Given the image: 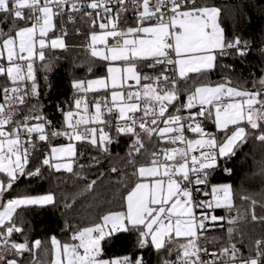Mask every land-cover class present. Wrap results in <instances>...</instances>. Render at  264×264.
<instances>
[{"label":"snow or ice","instance_id":"snow-or-ice-1","mask_svg":"<svg viewBox=\"0 0 264 264\" xmlns=\"http://www.w3.org/2000/svg\"><path fill=\"white\" fill-rule=\"evenodd\" d=\"M129 4L135 9L136 26L124 30L119 26L121 14L128 12ZM66 12L69 21L76 12L92 17L91 55L108 66L106 75L86 85L73 80L75 111L71 105L69 110L57 105L63 116L58 130L37 111L38 103L27 114L22 106L29 97L39 101L36 60L44 62L49 48L67 47L60 36L49 39L54 34V17L62 20ZM220 16L221 9L207 0H90L86 4L79 0H0V24L8 28L0 27V60L5 54L7 59V66L0 63V77L6 78L0 102V264H25L26 253L35 264V250L42 242L30 241L14 217L18 209L56 205L53 192L14 194L18 182L41 179L44 166L72 173V163L59 161L75 156L74 141H87L110 154L109 146L119 143L120 137L129 141L126 163L136 178L124 197L126 211H109L89 226L65 221L63 231L71 234L63 243L51 237V264H149L143 255L149 248L157 264H264V240H257L254 255L245 257L231 242V227L227 229L229 243L212 252L211 259L202 258L201 253H209L198 243L210 224L224 219L208 211L233 207L232 185L211 184L220 163L225 162L222 171L231 176L227 162L250 138L264 145V68L258 77L249 74L251 89L232 86L231 77L226 76L221 82L196 86L186 100H181L177 81L168 75L174 71L185 81L190 74L204 78L223 58L234 56L242 62L247 58L248 41L229 38ZM97 20L99 33L95 31ZM259 51L264 56V47ZM100 90L105 93L103 105L97 101L95 112L89 113L78 94ZM209 121L215 132L206 130ZM49 128L52 137H66L69 143L52 147L51 155L45 153L41 159L35 142H48ZM154 138L157 143L149 152L145 141L151 144ZM145 155L138 164V157ZM96 183H87L86 189L91 191ZM201 185H210L211 200H196L194 193L201 191ZM252 218L257 219L255 214ZM133 231L141 255L104 258V245H111L119 233ZM14 234H20L22 242L13 239Z\"/></svg>","mask_w":264,"mask_h":264},{"label":"trees","instance_id":"trees-1","mask_svg":"<svg viewBox=\"0 0 264 264\" xmlns=\"http://www.w3.org/2000/svg\"><path fill=\"white\" fill-rule=\"evenodd\" d=\"M221 9L220 24L229 38L241 37L251 45L250 54L243 62L234 56H228L219 61L218 66L210 75L201 78L190 74L191 78L183 80L182 88L185 94L194 91L196 86L204 83H218L224 77H231L232 86L251 89L250 73L259 76L264 68V56L260 54V47L264 45V0H207ZM135 10L121 14L120 28L136 26ZM68 13L63 19L55 17V30L53 36H63L66 48L47 49L44 62L36 60L34 74L38 85L39 101L27 98V104L22 106L24 114L28 109L38 103L37 111L52 122L56 129H61L63 116L57 109L60 105L64 110L72 106L74 111V95H77L71 84L73 80L96 79L106 75L107 62L91 55L90 35L93 31L92 19L83 13L78 14L72 21ZM97 20L95 31H99ZM0 27L8 30L6 24ZM62 29L65 32H62ZM66 33V35H65ZM112 40V39H111ZM110 40V41H111ZM5 66L6 62L1 61ZM224 65H233V69H226ZM247 81V83L245 82ZM6 78L0 77V102L3 101L2 86ZM30 88V82H29ZM79 95V94H78ZM88 104L100 101L103 105L104 91L79 95ZM108 99L110 100L109 96ZM39 106H42L39 107ZM22 118V117H18ZM105 118L107 113L105 110ZM113 124L115 120H112ZM206 130L215 132L212 122H206ZM49 132V141H36V153L43 158L44 154L50 155L53 146L65 143V137H52ZM107 130V129H106ZM114 133V128L112 129ZM194 134H191L192 137ZM125 137H120L119 143L110 145V154L101 153L93 148L87 141L75 144V158L72 162L73 172L64 170L59 172L42 168L41 179L22 178L15 189V193H30L32 195L53 192L56 196V205L45 208L32 207L18 209L14 217L17 226H22L30 241L40 240L42 243L35 250V264H50L51 237L54 235L61 243L65 242L70 232L63 231L65 221L72 225L89 226L99 220V217L109 211H126L127 195L134 187L136 178L132 176L134 169L126 163L127 144ZM148 151L157 143L155 138L149 144L145 141ZM93 157L96 159L94 160ZM145 157H138V164L143 163ZM54 163V161H52ZM83 165V167H81ZM225 162L220 163V171L211 184L228 183L232 185L231 210L214 209L213 215L223 217V220L209 225V230L201 236V245L209 252L218 251L227 246L229 235L227 229L233 228L231 242L241 249L244 256H249L256 249V241L264 240V145L254 139H249L242 150L237 151L234 158L227 162V167L233 170L231 176L222 171ZM112 168L117 171L113 172ZM82 177V178H81ZM96 180L91 191L86 189L87 183ZM210 186V185H209ZM209 186L206 188L209 189ZM255 201V203H253ZM69 205L70 207H65ZM253 214L257 217L253 220ZM229 220H234L229 224ZM118 239L111 245H104V258L115 256L141 255V250L136 247L137 234L133 232L119 233ZM20 234L15 235V240L22 242ZM143 255L150 264H157L155 253L152 249L143 250ZM174 258V256H173ZM25 264H32V256L25 254Z\"/></svg>","mask_w":264,"mask_h":264},{"label":"built area","instance_id":"built-area-1","mask_svg":"<svg viewBox=\"0 0 264 264\" xmlns=\"http://www.w3.org/2000/svg\"><path fill=\"white\" fill-rule=\"evenodd\" d=\"M79 2L80 3H82V4H86V3H88V2H90V0H79ZM141 3H142V0H141ZM128 7H129V9H133L132 7H131V5L129 4L128 5ZM133 10H135V9H133ZM88 11H92V10H88ZM129 11V10H128ZM67 13V12H66ZM82 12H76V13H71V16H72V19H71V21L73 20V18L75 17V16H77L78 14H81ZM69 14V13H68ZM123 14V13H122ZM113 15L115 16V12H113ZM87 17V16H86ZM87 18H90V19H92V17H87ZM62 32L64 33L65 32V30L64 29H62ZM250 46V49H251V45H249ZM261 47H264V45H262ZM260 47V48H261ZM0 63H2L1 61H0ZM169 67H171V66H169ZM168 75L169 76H171L173 79H175L176 81H177V85H178V89H179V91H180V93H181V100H186V94H185V92H184V89L182 88V83H183V80H181L180 78H179V76H178V74L176 73V72H174V71H170L169 73H168ZM82 94H84V93H80L79 95H82ZM3 102V101H2ZM88 110H89V113H94L95 112V108H94V104H88ZM193 111H198V108L197 109H193ZM181 114H183V115H186L187 113L185 112V113H181ZM191 134L192 133H190V132H186V135L187 136H191ZM166 146H171V145H166ZM197 155H198V153H196ZM200 188H201V191L199 192V193H194V196H195V198H196V200H211V194H210V190L209 189H207L205 186H203V185H201L200 186ZM205 211H208V210H205ZM199 214H200V210L199 209H197L196 210V215L197 216H199ZM208 214L209 215H213V211L211 210V211H208ZM15 235L16 234H14V236H13V239H15ZM200 240H201V237H200V239H199V241H198V243H199V246L201 247V248H205V247H203L202 245H201V242H200ZM208 253H209V255H207V256H205L204 255V253H201V256H202V258H204V259H211V252H209L208 251ZM254 253H255V251H254ZM254 253L253 254H251V255H254ZM245 257H248V256H245ZM175 258V257H174ZM150 264V263H149Z\"/></svg>","mask_w":264,"mask_h":264},{"label":"rangeland","instance_id":"rangeland-1","mask_svg":"<svg viewBox=\"0 0 264 264\" xmlns=\"http://www.w3.org/2000/svg\"><path fill=\"white\" fill-rule=\"evenodd\" d=\"M142 10V9H141ZM53 23H54V19H53ZM54 26H55V24H54ZM145 26H147V24L145 25ZM135 27V26H134ZM127 29V27L126 28H124V30H126ZM54 30H55V27H54ZM53 30V31H54ZM101 30L99 29V31L97 32V33H99ZM56 36H59V35H55V36H53L52 35V33H50L49 34V39H52V38H55ZM60 37H62L63 38V36H60ZM129 38H131V37H129ZM64 39V38H63ZM112 38H109V43H114V41L113 40H111ZM111 40V41H110ZM90 43H91V41H90ZM98 48H102L103 46L102 45H98L97 46ZM0 61H4V62H6V64H7V59H6V54H5V56H4V58L2 59V60H0ZM97 79V78H96ZM93 80V79H92ZM87 83H85V85H86ZM101 91H103V90H100L99 92H101ZM90 93H94V92H90ZM83 101L85 102V99H83ZM86 103V102H85ZM87 104V103H86ZM82 108H83V106H82ZM74 111H75V107H74ZM81 115H83V111L81 110V113H80ZM190 138H195L194 137V135L192 136V137H190ZM65 143H62V144H59V145H56V146H53V147H60V146H63V145H67L68 143H69V141L67 140V138L65 137ZM77 142H79V141H74L73 142V144H74V147H75V144L77 143ZM75 152H76V150H75ZM50 155H51V150H50ZM74 158H75V156H72V157H65V158H62V160L61 161H59V162H63V163H72L73 162V160H74ZM54 161V163L55 162H57L56 160H53ZM209 190H210V193H211V187L209 186ZM126 203V202H125ZM218 222V221H217ZM202 236V235H201ZM182 241H183V238H180ZM51 259H52V255H51ZM50 264H51V261H50Z\"/></svg>","mask_w":264,"mask_h":264},{"label":"crops","instance_id":"crops-1","mask_svg":"<svg viewBox=\"0 0 264 264\" xmlns=\"http://www.w3.org/2000/svg\"><path fill=\"white\" fill-rule=\"evenodd\" d=\"M54 20H55V17H54ZM134 27V26H133ZM130 83H132V84H135V82L134 81H132V82H130ZM109 98H110V95H109Z\"/></svg>","mask_w":264,"mask_h":264},{"label":"water","instance_id":"water-1","mask_svg":"<svg viewBox=\"0 0 264 264\" xmlns=\"http://www.w3.org/2000/svg\"><path fill=\"white\" fill-rule=\"evenodd\" d=\"M208 230H209V228H208ZM208 230H207V231H208Z\"/></svg>","mask_w":264,"mask_h":264}]
</instances>
